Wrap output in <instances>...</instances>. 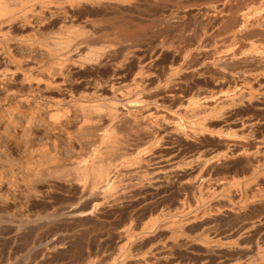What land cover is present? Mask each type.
I'll return each mask as SVG.
<instances>
[{"label":"rangeland","instance_id":"374dc122","mask_svg":"<svg viewBox=\"0 0 264 264\" xmlns=\"http://www.w3.org/2000/svg\"><path fill=\"white\" fill-rule=\"evenodd\" d=\"M33 3L32 26L25 30L0 26V50L8 42L22 65L34 68L37 74V68L47 67L46 61L50 65V56L39 42L54 41L75 29H79L76 35L85 32L76 36L85 41L73 40L77 48L65 49L73 56L80 45L77 53L81 54L75 55L74 64L69 59L67 71L64 69L67 74L57 73L59 90L31 88L23 84L20 74L10 78L8 71V85L4 86L0 76V264H264V174L254 178L253 185L249 181L252 169L264 163V18H259L262 23L257 18L264 17V0ZM43 10L50 16L43 15ZM247 10L250 16L246 18L243 14ZM32 33L29 42L16 41L19 35ZM88 48H99L97 52L104 55L97 60L89 54L88 59L92 52ZM5 60L0 56L5 63L0 62V69L14 66ZM88 102H96L93 106L98 108L104 105V109L99 108V114L98 110L91 114L85 110L87 114L82 104L90 105ZM111 105L123 107L112 117L121 119L114 122L106 117ZM53 109L60 113L57 119L49 120ZM139 125L146 131L137 128ZM105 127L114 128L119 137L117 146L124 145L118 147L119 152L116 145L109 150L101 143L98 136L107 132ZM192 127L200 129L199 133H192ZM127 130L131 136L124 133ZM258 141L261 156L256 153ZM103 145L106 152H98ZM95 150L103 157L101 163L100 156V160L94 156ZM247 156L252 161L258 156L261 163L255 160L253 164ZM93 158L98 164L118 168L120 175L116 177L121 180L115 178L119 185H114V196L103 198L99 187L97 195L93 176L77 175V170L91 165ZM46 160L50 164L46 162L45 167L55 165L58 169L39 168ZM31 168H38V173ZM66 173L72 174V180ZM30 177L35 178L32 181ZM244 198L251 201L245 203ZM241 200L246 206L239 209L244 211L235 209Z\"/></svg>","mask_w":264,"mask_h":264},{"label":"bare ground","instance_id":"6f19581e","mask_svg":"<svg viewBox=\"0 0 264 264\" xmlns=\"http://www.w3.org/2000/svg\"><path fill=\"white\" fill-rule=\"evenodd\" d=\"M33 1H35V0H0V26L2 25V24H7L8 26V28H13L14 27V29H16L15 27H18V28H21V29H23V30H25V29H27V27L28 26H30L32 23H34V22H32L31 21V17L30 16H32L33 15V13H35V7L34 6H32L34 3H33ZM40 2H41V0H39ZM88 1V0H87ZM105 1V0H104ZM107 1V0H106ZM109 1V0H108ZM112 2V1H111ZM33 3V4H32ZM93 4V3H92ZM110 4V3H109ZM116 4V3H115ZM42 5H44L43 3H42ZM105 5H107V4H105ZM122 5H125V4H122ZM127 5V4H126ZM35 6H37V4L35 5ZM108 6V5H107ZM33 7V8H32ZM40 7V6H39ZM55 7V6H54ZM37 8V7H36ZM41 8V7H40ZM210 8V7H209ZM47 8H45V10H46ZM49 9H51V8H49ZM56 9H58L57 7H56ZM56 9H55V11H56ZM248 9V8H247ZM252 9V8H251ZM264 9V8H263ZM54 9H52L51 11H53ZM213 10V9H212ZM250 10V9H249ZM258 10V9H257ZM50 11V10H49ZM50 11V12H51ZM252 11V10H251ZM30 12L32 13V14H30ZM43 12H44V10H43ZM38 13V12H37ZM40 13V15H41V12H39ZM47 13V12H46ZM46 13L44 12L43 13V15H45L46 16ZM53 13V12H52ZM51 13V14H52ZM56 13V12H55ZM244 13V12H243ZM259 13V12H258ZM264 13V12H263ZM262 13V14H263ZM48 14V13H47ZM58 14V13H57ZM252 14H253V12H252ZM261 13H259V15H262ZM42 15V16H43ZM49 15V14H48ZM250 16V12H248V10H247V12H245L244 14H243V16ZM42 16L40 17V18H42ZM50 16V15H49ZM252 16V15H251ZM253 16H255V14H253ZM263 16V15H262ZM244 17V18H245ZM57 18V17H56ZM62 18V17H61ZM243 18V19H244ZM247 18V17H246ZM249 18V17H248ZM250 18H252V17H250ZM249 18V19H250ZM255 20H254V24H255V21H256V23H257V20H256V18L255 17H253ZM257 18L259 19H261V18H264V17H258V15H257ZM2 19V20H1ZM51 19V18H50ZM49 19V20H50ZM58 19V18H57ZM60 19V18H59ZM238 19H239V17H238ZM242 19V18H241ZM260 19H259V21H260ZM41 20V19H40ZM43 20H44V17H43ZM48 20V21H49ZM63 20V19H62ZM245 20V19H244ZM246 20H248V19H246ZM251 20V19H250ZM262 21L264 20V19H261ZM47 20H45L44 22L45 23H47L46 22ZM57 21V20H56ZM51 22V21H50ZM60 22V21H59ZM87 22V21H86ZM93 22H95V21H93ZM240 22H242V20H240ZM240 22H239V24H240ZM253 21H251L250 23H252ZM41 23H42V21H41ZM40 23V24H41ZM44 23V24H45ZM49 23V22H48ZM91 23V22H90ZM243 23H245L244 21L241 23V24H243ZM247 23H249V22H247ZM246 23V24H247ZM249 23V24H250ZM260 23H262L261 21H260ZM259 22H258V24L257 25H259L260 24ZM39 24V26H41ZM43 24V25H44ZM61 24H62V21H61ZM64 24V23H63ZM245 24V25H246ZM249 24L248 25H246V27H248L249 26ZM254 24H252V25H254ZM34 25V24H33ZM38 25V24H37ZM93 25V24H92ZM98 25V24H97ZM251 25V26H252ZM32 26V25H31ZM94 26V25H93ZM250 26V27H251ZM259 26H263V25H259ZM95 27H96V25H95ZM242 28H243V26H241ZM260 27V28H261ZM264 27V26H263ZM17 28V29H18ZM31 28V27H30ZM40 28H42V27H40ZM110 28V27H109ZM20 29V30H21ZM29 29V28H28ZM111 29V28H110ZM240 29V28H239ZM253 29V28H252ZM34 30V29H33ZM79 30V29H78ZM78 30L77 29H75V30H73V31H75V32H73V31H71L72 32V34H68V33H65V34H63L61 37L62 38H60V37H58L56 40H54L53 41V39H50V40H52V41H50L49 39H47V41H41V42H39V41H36L35 39V41L38 43L39 42V45L40 44H43L44 45V47H45V49H46V51H47V53L49 54V56H50V65H49V61L47 62L46 61V64H47V67L45 66V68H44V66L41 68V67H39V69L37 68V74L33 71V70H35L34 68H32V67H27V65H22V61H19V57H17V56H15L14 55V53H13V51H12V49H11V47L12 46H10V44L7 42V44H6V46H4V48L2 49V50H0V56L3 58V60H4V58L6 59V60H9L12 64H14V66H11L12 68H6V70H5V68L3 69H0V70H2V71H0V73L2 72H4V74H0V76L2 75L3 76V79H2V83H3V85L4 86H6V85H8V83L6 82V75L9 73L10 74V78H14L15 77V79H16V76L18 75V74H20V76H21V78H20V80H22V82H23V84H28L29 85V87H35V88H38V89H40L41 87L43 88V91H44V89H53V88H58V90H59V88H61L60 87V80L59 81H57L56 80V78H57V73H65L64 71L66 70L65 69V66L67 65V63H68V61H70L71 60V62L72 61H75V55L76 56H78V55H80L79 53H77L78 51H80L79 50V43H78V49H77V52H75L76 50H74V52H75V55H73L72 56V54L68 51V52H66L65 51V49L66 48H70V46H73L72 45V43L73 44H76L73 40H77V39H84V38H78L80 35H83V34H85V32L83 33V31H81L80 33L81 34H77L76 35V33L78 32ZM83 30V29H82ZM244 30V29H243ZM248 30V29H247ZM262 30V29H261ZM260 30V31H261ZM77 31V32H76ZM85 31V30H84ZM238 31H240V30H238ZM249 31V30H248ZM264 31V30H263ZM32 32V31H31ZM34 32H35V30H34ZM71 32H69V33H71ZM242 32V31H241ZM244 32V31H243ZM252 33V32H251ZM258 33H259V31H258ZM68 34V35H67ZM87 34H88V32H87ZM108 34V33H107ZM244 34V33H243ZM249 34V33H248ZM256 35H257V33H255ZM23 35V34H22ZM32 35H33V33L32 34H24L23 36H21L20 37V35H19V38H17L18 37V35H17V42H29L30 41V39L32 38ZM65 35V36H64ZM89 35V34H88ZM238 35V34H237ZM253 35V34H252ZM264 35V34H263ZM64 36V37H63ZM76 36H78L77 38H76ZM239 36V35H238ZM33 37H34V35H33ZM88 37V36H87ZM35 38H36V36H35ZM50 38V37H49ZM60 38V39H59ZM75 38V39H74ZM86 38V37H85ZM89 38V37H88ZM92 38V37H91ZM243 38V37H242ZM247 38V37H246ZM43 39H45V38H43ZM55 39V38H54ZM87 39V38H86ZM90 39V38H89ZM263 39V38H262ZM49 40V41H48ZM258 39H256V41H257ZM33 41V40H32ZM84 41H85V39H84ZM84 41H82V42H84ZM262 41V40H261ZM260 40H259V42H261ZM79 42V41H78ZM87 42V41H86ZM33 44L35 43L34 41L32 42ZM80 44H82V43H80ZM110 44H112V43H110ZM113 44H116V43H113ZM254 44V46H256L255 45V43H253ZM264 44V43H263ZM83 45H85V44H83ZM116 45H118V44H116ZM41 46V45H40ZM77 46V45H76ZM261 46V45H260ZM75 46H73V49H75V48H77V47H75ZM82 47V46H81ZM112 47H114V46H112ZM112 47H110V48H112ZM263 48H264V46H262ZM85 48V47H84ZM105 48H109V47H105ZM115 48V47H114ZM259 48V47H258ZM263 48H261V49H263ZM81 49H83V48H81ZM89 49V48H88ZM98 50H99V48H97ZM97 49L96 48H93L92 50H91V48L89 49V50H91L90 52L91 53H88V55L90 54V55H95L94 57L98 60V57L100 58V54L102 53V52H100V54H99V51H101V47H100V50L97 52ZM103 49V48H102ZM72 50V49H71ZM70 50V51H71ZM85 50V49H84ZM107 50V49H106ZM106 50H104V51H106ZM110 50V49H109ZM114 50H117L116 48L114 49ZM260 50V49H259ZM264 50V49H263ZM71 52H73V51H71ZM258 52V51H257ZM264 52V51H263ZM262 52V53H263ZM46 53V52H45ZM83 53V52H82ZM107 53H108V51H107ZM110 53H114V52H111L110 51ZM260 53V52H259ZM74 54V53H73ZM99 54V55H98ZM109 54V53H108ZM257 54V53H256ZM89 55V57L87 56V58L89 59L91 56ZM97 55V56H96ZM101 55H104V54H101ZM111 55V54H110ZM116 55V54H115ZM264 55V54H263ZM107 56V55H106ZM70 57H72V59H74V60H72ZM93 57V58H94ZM103 57H105V56H103ZM113 57V56H112ZM111 57V58H112ZM116 57V56H115ZM114 57V59H116ZM248 57V56H247ZM251 57H252V55H251ZM257 57H258V55H257ZM256 57V58H257ZM264 57V56H263ZM86 58V57H85ZM86 58V59H87ZM93 58H92V60H93ZM110 57L108 56V58L107 59H109ZM111 58H110V60H111ZM255 58V57H254ZM260 58V57H259ZM18 59V60H17ZM70 59V60H69ZM102 59V58H101ZM113 59V58H112ZM252 59V58H251ZM5 60V62H7ZM21 60V59H20ZM49 60V59H48ZM104 60V59H103ZM103 60H102V63H103ZM254 60V59H253ZM262 60V59H261ZM260 60V61H261ZM39 61V60H38ZM79 61V60H78ZM88 61V60H87ZM94 61V60H93ZM100 61V60H99ZM264 61V60H263ZM0 62H2V61H0ZM44 62V61H43ZM84 62V61H83ZM106 62V61H105ZM112 62V61H111ZM114 63H115V61H113ZM112 62V63H113ZM254 62V61H253ZM4 62H2V64H3ZM75 63V62H74ZM73 62H72V64H74ZM85 63V62H84ZM101 63V62H100ZM5 64V63H4ZM3 64V65H4ZM8 64H9V62H8ZM7 64V65H8ZM27 64V63H26ZM45 64V63H44ZM45 64V65H46ZM87 64H90L89 62L87 63ZM86 64V65H87ZM93 64H95V63H93ZM107 64V63H106ZM7 65H6V67H7ZM11 65V64H10ZM28 65H29V63H28ZM49 65V66H48ZM71 65V64H70ZM80 65H81V63H80ZM82 65H83V63H82ZM82 65L80 66V67H82ZM97 65V64H96ZM107 65H109V64H107ZM27 68H26V67ZM74 66H76V65H74ZM104 66H106L105 64H104ZM216 66V65H215ZM35 67V66H34ZM101 67V66H100ZM67 68V67H66ZM79 68V67H78ZM82 68H84V67H82ZM91 68V67H90ZM90 68H88V69H90ZM33 69V70H32ZM65 69V70H64ZM77 69V68H76ZM86 69H87V67H86ZM96 69V68H95ZM104 69V68H103ZM84 70V69H83ZM99 70V69H98ZM98 70H97V72H98ZM6 71H8V73L6 72ZM36 71V70H35ZM67 71V70H66ZM92 71V70H91ZM91 71H89V72H91ZM96 71V70H95ZM104 71V70H103ZM5 72H6V74H5ZM84 72V71H83ZM94 72V71H93ZM101 72V71H100ZM65 74H67V73H65ZM6 76V77H5ZM46 77V79L45 78H43V77ZM60 76H63L62 74L60 75ZM69 76V75H68ZM72 76V75H71ZM78 77V76H77ZM79 78V77H78ZM110 78V77H109ZM108 78V79H109ZM5 79V80H4ZM19 79V78H18ZM59 79V78H58ZM61 79V78H60ZM105 79V78H104ZM12 80H14V79H12ZM66 81H67V78L65 79ZM64 80V81H65ZM71 80H73V79H71ZM97 80V79H96ZM113 80H115V79H113ZM112 80V81H113ZM15 81V80H14ZM19 81V80H18ZM79 81V80H78ZM97 81H99V80H97ZM106 81V80H105ZM1 82V81H0ZM5 82V83H4ZM11 82H13V81H11ZM60 82V83H59ZM76 82V81H75ZM90 82V81H89ZM1 83V84H2ZM7 83V84H6ZM18 83V82H17ZM63 83H65V82H62V84ZM67 83V82H66ZM77 83V82H76ZM102 83V82H101ZM104 83H106V82H104ZM22 84V83H21ZM71 84H73V83H71ZM71 84H70V86H71ZM85 84V83H84ZM96 84V83H95ZM111 84V83H110ZM13 85V84H12ZM15 85V84H14ZM14 85H13V87H14ZM65 85V84H64ZM86 85H88V84H86ZM98 85V84H97ZM107 85V84H106ZM112 85L113 84H111V87H112ZM96 86V85H95ZM104 86V85H103ZM114 86V85H113ZM12 87V86H11ZM27 87V86H26ZM53 87V88H52ZM63 87V86H62ZM66 87V86H65ZM64 87V88H65ZM100 87V86H99ZM106 87V86H105ZM5 88V87H4ZM8 88V87H7ZM18 88H19V84H18ZM6 89V88H5ZM10 89V88H9ZM23 89V88H22ZM112 89H113V87H112ZM118 89H120V88H118ZM26 90V89H25ZM62 90V89H61ZM97 90V89H96ZM100 90V89H99ZM98 90V91H99ZM117 90V89H116ZM40 91V90H39ZM39 91H38V93H39ZM56 91V90H55ZM74 91V90H73ZM82 91V90H81ZM80 91V92H81ZM102 91H103V89H102ZM105 91H107V90H105ZM36 92V91H35ZM45 92V91H44ZM54 92V91H53ZM90 91H88V93H89ZM94 92V91H93ZM109 92H110V90H109ZM111 92H112V90H111ZM114 92H117V91H114ZM113 92V93H114ZM119 92V91H118ZM55 93V92H54ZM66 93V92H65ZM85 92L83 91V94H84ZM112 93V94H113ZM138 93V92H137ZM35 94V93H34ZM56 94V93H55ZM60 94V93H59ZM70 94V93H69ZM72 94V93H71ZM81 94V93H80ZM83 94L81 95V96H83ZM91 94H92V92H91ZM111 94V93H110ZM264 94V93H263ZM38 95V94H37ZM62 95H64V94H62ZM66 95V94H65ZM68 95V94H67ZM115 95V94H114ZM136 95V94H135ZM75 96V95H74ZM86 96H88L89 97V95H87L86 94ZM51 97V96H50ZM53 97V96H52ZM64 97V96H63ZM69 97V96H68ZM117 97V96H116ZM70 98V97H69ZM84 98V97H83ZM85 98H87V97H85ZM66 99V98H65ZM73 99V98H72ZM98 99V98H97ZM128 99V98H127ZM132 99V98H131ZM140 99V98H139ZM52 100V99H51ZM57 100V99H56ZM55 100V101H56ZM60 100V99H59ZM121 100H122V97H121ZM143 100V99H142ZM141 100V101H142ZM62 101V100H61ZM67 101V100H66ZM80 101V100H79ZM124 101V100H123ZM136 101H137V98H136ZM198 102H199V100H197ZM64 102V101H63ZM125 102H127V101H125ZM129 102H131V101H129ZM129 102H127V103H129ZM133 102H135V101H132V103ZM196 102V101H195ZM197 102V103H198ZM50 103V102H49ZM78 102H76V104H77ZM82 103V102H81ZM95 103V105H96V102H94ZM93 103V104H94ZM111 103H112V101H111ZM110 103V104H111ZM115 104H116V102H114ZM196 103V105H198ZM52 104H54V103H52ZM57 104V103H56ZM73 104V103H72ZM87 104H90L89 102L87 103ZM92 104V103H91ZM90 104V105H91ZM93 104L90 106V105H87V106H85V105H83L82 104V110L84 109V111L86 110L87 112H90V114L92 113V112H95L96 110H98L99 108H103V106L102 107H99L98 108V105L97 106H93ZM106 104H109V103H106ZM121 104V103H120ZM126 104V103H125ZM134 104V103H133ZM136 104H138V102L136 103ZM141 104V103H140ZM102 105V104H101ZM199 105H201V104H199ZM57 106V105H56ZM134 106H135V104H134ZM133 106V107H134ZM195 106V105H194ZM204 106V105H203ZM53 107H55V106H53ZM109 107V108H108ZM137 107V106H136ZM144 107V106H143ZM142 107V109H144ZM149 107V106H148ZM198 106H196L195 108H197ZM58 108H59V106H58ZM121 108H123V107H120V108H118L117 106H113V105H111V106H107V109H108V114H106V117H109L110 116V119H112V121L113 120H116L117 118H112V117H115V116H117L118 115V113H119V111H121L122 109ZM147 108V107H146ZM52 109V108H51ZM104 109V108H103ZM126 109V108H125ZM135 109V108H134ZM133 109V110H134ZM140 109H141V107H140ZM194 109V108H193ZM199 109H201L200 107L198 108V110ZM48 110H49V108H48ZM57 110H59V109H57ZM81 110V109H80ZM101 110V109H100ZM132 110V109H131ZM146 110H148V109H146ZM202 110V109H201ZM50 111V110H49ZM79 111V110H78ZM85 111V113H87ZM104 111V110H103ZM129 111H130V109H129ZM137 111V110H136ZM196 111H197V109H196ZM55 112H57V111H55L54 109H53V111H52V113L49 115L50 116V118H49V120L51 119V120H55V119H57L58 118V116L57 115H59V113H55ZM97 112V111H96ZM95 112V113H96ZM101 112V111H100ZM104 112H106V111H104ZM134 112V111H133ZM132 112V113H133ZM140 112V111H139ZM145 111L143 110V113H144ZM94 113V114H95ZM122 113H123V111H122ZM132 113H130V114H132ZM150 113V112H149ZM62 114V113H61ZM88 114V113H87ZM98 114H99V110H98ZM105 114V113H104ZM120 114H121V112H120ZM119 114V115H120ZM127 114V113H126ZM126 114H124V115H126ZM148 114V113H147ZM152 114V113H151ZM108 115V116H107ZM128 115H129V113H128ZM133 115V114H132ZM150 115V114H149ZM92 116H93V114H92ZM95 116V115H94ZM98 116V115H97ZM127 116V115H126ZM141 116H144V115H142L141 114ZM140 116V117H141ZM145 116H146V114H145ZM144 116V117H145ZM104 117V116H103ZM119 117V116H118ZM123 117V116H122ZM132 117H134V115L132 116ZM147 117V116H146ZM92 118V117H91ZM96 118V117H95ZM101 118H102V114H101ZM105 118V117H104ZM103 118V119H104ZM120 118V117H119ZM118 118V119H119ZM150 118V117H149ZM148 117H147V119H149ZM84 119V118H83ZM89 119H90V117H89ZM88 119V120H89ZM92 119H94V118H92ZM109 119V118H108ZM117 119V120H118ZM121 119V118H120ZM44 120V119H43ZM99 120H101V119H99ZM82 122H83V120H81ZM92 121V120H91ZM110 121V120H109ZM121 121V120H120ZM132 121H134V119L132 120ZM140 121V120H139ZM145 120H143L142 121V123L144 122ZM57 122H58V120H57ZM80 122V121H79ZM86 122V121H85ZM114 122V121H113ZM116 122H118V121H116ZM115 122V123H116ZM141 122V121H140ZM89 123V122H88ZM108 123V122H107ZM111 123V122H110ZM134 123V122H133ZM138 123V122H137ZM137 123H135V124H137ZM145 123V122H144ZM140 124V123H139ZM198 125L199 127H201V125L202 124H200L199 122L198 123H196L195 122V125ZM200 124V125H199ZM79 125V124H78ZM108 125V124H107ZM138 125V124H137ZM142 125H144V124H142ZM145 125H146V123H145ZM177 125V124H176ZM180 125V124H179ZM197 125H196V127H197ZM77 126V125H76ZM82 126H84V123H83V125ZM81 125L79 126V127H82ZM86 126H88V125H86ZM93 126V125H92ZM91 126V127H92ZM136 126V125H135ZM193 126V125H192ZM58 126H56V128H57ZM95 127V126H94ZM132 127V126H131ZM130 127V128H131ZM134 127V126H133ZM145 127V126H144ZM180 127V126H179ZM86 128V127H85ZM93 128V127H92ZM108 128V127H107ZM137 128H140V125L137 127ZM177 128H178V125H177ZM203 128V127H202ZM54 129H55V127H54ZM95 129H97V128H95ZM95 129L93 130V131H95ZM98 129H100V128H98ZM105 129H106V127H105ZM115 129H116V127H115ZM118 129V128H117ZM116 129V130H117ZM132 130H133V128H131ZM135 129V131H136V134H138V132H139V130H138V132H137V130H136V128H134ZM141 129V128H140ZM147 129V128H146ZM192 129H193V131H194V129L195 128H191V131H192ZM199 129V128H198ZM80 130H83V129H81L80 128ZM89 130H90V128H89ZM107 130V129H106ZM110 130V129H109ZM109 130H107V132L106 131H104L102 134H99V138L101 139V143L103 144L104 143V145H105V147L107 148V149H109L110 150V148L112 149L113 147H115L116 148V146H117V143L116 142H118V139H119V137L117 138V136H115L116 135V133H114V128H113V131H109ZM129 130V129H128ZM128 130H127V132H124V133H128ZM182 130V127L180 128V132L182 133L183 131H181ZM200 130V129H199ZM199 130H196L195 129V131L194 132H192V133H197ZM76 131H77V128H76ZM75 131V132H76ZM124 131V130H123ZM131 130H129V132H130ZM134 131V132H135ZM141 131H146V130H144V128H143V130L141 129ZM202 131V130H201ZM90 132V131H89ZM92 132V131H91ZM111 132V133H110ZM118 132V131H117ZM122 132V131H121ZM151 132V131H150ZM149 132V133H150ZM203 132V131H202ZM112 133H114V134H112ZM132 133V132H131ZM199 133V132H198ZM197 133V134H198ZM201 133V132H200ZM77 134V133H76ZM75 134V135H76ZM122 134V133H121ZM129 134V133H128ZM183 134H186L185 132L183 133ZM182 134V135H183ZM194 134V135H195ZM78 135H81V134H78ZM84 135V134H83ZM83 135H81V136H83ZM118 135V134H117ZM130 135V134H129ZM230 135V134H229ZM131 136V135H130ZM186 136V135H185ZM233 136H235V135H233ZM77 137V136H76ZM84 137H85V135H84ZM83 137V138H84ZM121 137V136H120ZM86 138V137H85ZM90 138V137H89ZM132 138V137H131ZM237 138V137H236ZM77 139V138H76ZM79 139V138H78ZM77 139V140H78ZM81 139V138H80ZM93 139V138H92ZM98 139V138H97ZM127 139V138H126ZM129 139V138H128ZM231 139V138H230ZM94 140V139H93ZM120 140H122V139H120ZM119 140V141H120ZM81 141H83V140H81ZM86 141V140H85ZM84 141V142H85ZM98 141V140H97ZM96 141V142H97ZM128 141V140H127ZM234 141H235V139H234ZM262 141V140H261ZM89 142V141H88ZM95 142V141H94ZM121 142V141H120ZM126 142V141H125ZM228 142V141H227ZM231 142V141H230ZM236 142H239V139L238 140H236ZM242 143H243V140L241 141ZM257 143H259V141L257 142ZM263 143V142H262ZM16 144H17V142H16ZM87 144V143H86ZM85 144V145H86ZM92 144V143H91ZM101 144V145H102ZM123 144V142L122 143H120V145H122ZM245 144V143H244ZM82 145V144H81ZM84 145V144H83ZM104 145H103V147H104ZM116 145V146H115ZM239 145V144H238ZM253 145H254V143H253ZM256 145V144H255ZM261 145H263V144H261ZM48 146V145H47ZM124 146V145H123ZM123 146L121 147V148H123ZM240 146V145H239ZM97 147V146H96ZM102 147V146H101ZM98 148V152L102 149V152H106V150H105V147H104V150H103V147L102 148ZM118 147H119V144H118V146H117V149H118ZM119 147V148H120ZM255 147V146H254ZM264 147V146H263ZM48 148V147H47ZM256 148L258 149L257 150V154H258V156H261V155H259V153L262 151L261 150V146H260V143H259V145H257L256 146ZM45 149V148H44ZM244 149V148H243ZM43 150V149H42ZM95 150V152H94V156L96 155V157H97V159L99 158V156H100V158H101V160H100V158H99V162L101 163V161H102V159H103V157H101V155H99V153L97 154V151ZM109 150H107V151H109ZM113 150H114V148H113ZM121 150V149H120ZM244 150H246V149H244ZM243 150V151H244ZM118 152H119V149L117 150ZM263 151H264V149H263ZM101 152V151H100ZM113 152V151H112ZM114 152H116V150L114 151ZM121 152V151H120ZM140 152V151H139ZM250 152H252V151H250ZM96 153V154H95ZM109 153V152H108ZM247 153H249V151L247 152ZM256 153H253L254 155L256 154ZM39 154H41V153H39ZM47 154V153H46ZM52 154H54V153H52ZM104 154H106V153H104ZM104 154H102V155H104ZM116 154V153H115ZM121 154H122V152H121ZM226 153H224V155H225ZM228 154V153H227ZM56 155V154H55ZM111 156H113L112 155V153L110 154ZM141 155V154H140ZM229 155V154H228ZM228 155H227V157H228ZM241 155H243V153L241 154ZM250 155H251V153H250ZM249 155V156H250ZM264 155V154H263ZM50 156V155H49ZM117 156H119V154H117ZM116 156V157H117ZM144 156V155H143ZM240 156V155H239ZM245 157H246V155H244ZM251 156H253V155H251ZM256 156V155H255ZM252 157V158H255V160H258L257 162H259L260 161V159L261 158H264V157H262L261 156V158L259 159V157ZM48 157V154H47V156L45 157L46 159H48L47 158ZM51 157V156H50ZM54 157V156H53ZM56 157V156H55ZM115 157V156H114ZM241 157H243V156H241ZM248 157V156H247ZM57 158V157H56ZM56 158H54V159H56ZM95 158V157H94ZM93 158V160L95 161V159ZM217 158H219V157H217ZM231 157H229V160H231L230 159ZM244 158V157H243ZM249 158V157H248ZM54 159H53V161H54ZM96 159V160H97ZM105 159L106 158H104V163L106 162L105 161ZM116 159V158H115ZM139 159H141V158H139ZM143 159V158H142ZM200 159V158H199ZM198 159V160H199ZM202 159V158H201ZM209 159V158H208ZM213 159V158H212ZM226 159H228V158H226ZM250 160L249 161H252L251 160V157L249 158ZM41 160V159H40ZM39 160V161H40ZM43 160H45V159H43ZM49 160V159H48ZM60 160V159H59ZM109 160V159H108ZM112 160H114L113 158H112ZM211 160V159H210ZM209 160V161H210ZM215 160V159H214ZM218 160V159H217ZM220 160H221V158H220ZM254 159H253V161H255ZM52 161V160H51ZM50 161V162H51ZM58 161V160H57ZM57 161H56V165H58L57 164ZM92 161V163H93V165H92V163H91V165H87L85 168L83 167V168H80V169H78V167H77V171H78V173L79 174H77V175H79L80 177L81 176H87V177H85V178H88L89 176H93L92 177V180H93V178H94V183H95V186L97 187V195H100L99 194V192L100 193H102L103 194V198H105V196H107L108 198H109V195L110 196H114V195H112V193H113V188L115 187L114 185H116L117 183H118V181H117V179L119 178V177H116V176H118V175H120V173H118V168H116V169H112L113 167V164H111L112 166V168L110 167V164L107 166V165H104L103 164V162H102V164H98V162L97 161ZM110 162H111V160H109ZM141 161V160H140ZM147 161V160H146ZM149 161V160H148ZM158 161V160H157ZM224 161V160H223ZM227 161V160H226ZM248 160L246 161V162H249ZM252 161V162H253ZM264 161V160H263ZM46 162H47V160L46 161H44V162H42L41 161V164H40V166L39 165H37V166H39V168L41 167V169L43 170V168L44 169H46L47 170V168H48V170L49 169H51L52 168V166L54 167L55 165H50V166H48V167H45L46 165H48V164H50L49 163V161L47 162L48 164H46ZM60 162V161H59ZM58 162V163H59ZM97 162V164L98 165H96V164H94V163H96ZM109 162V163H110ZM144 162V161H143ZM143 162H141L142 164H143ZM198 162V161H197ZM200 162V161H199ZM202 162V161H201ZM198 163V164H201L202 165V163ZM203 162H204V160H203ZM207 162V159H205V163ZM215 162V161H214ZM213 162V163H214ZM229 162V161H228ZM251 162V163H252ZM256 161L255 162H253V164L254 163H257ZM53 163H55V161L53 162ZM149 163V162H148ZM161 163V162H160ZM203 164V165H206V164ZM212 163V164H213ZM250 163V162H249ZM260 163H261V161H260ZM89 164V163H88ZM138 164V163H137ZM145 164V163H144ZM147 164V163H146ZM145 164V165H146ZM259 164V163H258ZM60 165V164H59ZM61 165H62V163H61ZM135 165V164H134ZM140 165V164H139ZM138 165V166H139ZM158 165V164H157ZM252 165V164H251ZM256 165V164H255ZM85 166V165H84ZM136 166V165H135ZM140 166H142V165H140ZM147 166V165H146ZM158 166H161V165H158ZM200 166V165H199ZM249 166V165H248ZM36 167V166H35ZM50 167V168H49ZM61 167V166H60ZM65 167V166H64ZM68 167V166H67ZM82 167V166H81ZM117 167V166H116ZM143 167V166H142ZM155 167V166H154ZM253 167V166H252ZM251 167V168H252ZM63 168V166L61 167V169ZM74 168H76V167H74ZM114 168H115V166H114ZM122 168H123V166H122ZM31 169H34V168H31ZM38 169V168H37ZM36 169V170H37ZM40 169V170H41ZM54 169H58V168H55L54 167ZM61 169H60V171H61ZM66 169V168H65ZM72 169V168H71ZM124 169V168H123ZM160 169V168H159ZM162 169H163V166H162ZM174 169V168H173ZM176 169V168H175ZM174 169V170H175ZM35 170V169H34ZM35 170V171H36ZM41 170V171H42ZM53 170V168L51 169V171ZM68 170H69V167H68ZM74 170V169H73ZM113 170H114V172H116L115 174H117V175H115L114 174V172H113ZM116 170V171H115ZM120 170H122V169H120ZM165 170V169H164ZM254 170H255V172H254ZM252 169V173H254V175L252 174L250 177V179H249V181L251 180V185H253L254 183H252V180H253V182H254V178H256V177H260L261 175H263L264 174V163L263 164H260V165H258L255 169ZM38 171H39V169H38ZM38 171H36L37 173H38ZM41 171L39 172V173H41ZM43 171H45V170H43ZM59 171V170H58ZM76 171V172H77ZM130 171V170H129ZM171 171V170H170ZM177 171V170H176ZM175 171V172H176ZM34 172V171H33ZM35 172V173H36ZM50 172V171H49ZM52 172H54V170L52 171ZM52 172H50L51 174H53ZM67 172V171H66ZM69 172V171H68ZM75 172V171H74ZM159 172V171H158ZM167 172V171H166ZM27 173V172H26ZM43 173V172H42ZM59 173V172H58ZM57 173V175H59ZM62 173H63V171H62ZM65 173V172H64ZM113 173V174H112ZM164 173V172H163ZM172 173V172H171ZM170 173V174H171ZM46 174H48L47 173V171H46ZM45 174V175H46ZM61 174V173H60ZM67 174V177L69 178V175H70V177H71V175L72 174H69L68 175V173H66ZM76 174V173H75ZM89 174H91V175H89ZM122 174V173H121ZM30 175V174H29ZM31 175H33V173L31 172ZM49 175V177H50V174H48ZM47 175V176H48ZM64 175V174H63ZM76 175V176H77ZM124 175V174H123ZM36 176V175H35ZM39 176H41V175H39ZM60 176H62V175H60ZM74 176V175H73ZM29 177V176H28ZM28 177H26V178H28ZM38 176H36V178H37ZM48 177V179H50ZM78 177V176H77ZM83 177H81V178H83ZM31 178V177H30ZM35 178V177H34ZM34 178H31L32 179V181H33V179ZM39 178V177H38ZM52 178V177H51ZM62 178V177H61ZM68 178H67V180H68ZM115 178H117V179H115ZM261 178V177H260ZM29 179V178H28ZM30 179V180H31ZM47 179V178H46ZM79 179V178H78ZM88 179H91L90 177L88 178ZM56 180V179H55ZM66 180V179H65ZM66 180V181H67ZM71 180H72V177H71ZM87 180V179H86ZM119 180V179H118ZM120 180H121V178H120ZM120 180H119V182H120ZM260 180V179H259ZM32 181H30V182H32ZM51 181V180H50ZM61 181H62V179H61ZM65 181V182H66ZM79 181V180H78ZM89 181V180H88ZM91 181V180H90ZM115 181V182H114ZM117 181V182H116ZM34 182H36V181H34ZM34 182L32 183V184H34ZM38 182H39V180H38ZM53 182V181H52ZM51 182V183H52ZM55 182H57V181H55ZM72 181H70L69 183H71ZM75 182V181H74ZM73 182V183H74ZM258 182V181H257ZM257 182H255V183H257ZM27 183V182H26ZM29 183V182H28ZM49 183V182H48ZM76 183V182H75ZM78 183V182H77ZM76 183V184H77ZM115 183V184H114ZM31 184V183H30ZM56 184V183H55ZM28 185V184H27ZM94 185V184H93ZM119 184H117V186H118ZM244 185H245V183H244ZM247 185V184H246ZM248 185H250L249 183H248ZM247 185V186H248ZM250 185V186H251ZM32 186V185H31ZM30 186V187H31ZM35 186V185H34ZM34 186H33V188H34ZM193 186V185H192ZM92 187H94V186H92ZM101 189L100 191L98 190L99 188ZM32 188V189H33ZM117 188V187H116ZM119 188V187H118ZM35 189H36V187H35ZM34 189V190H35ZM115 189V188H114ZM28 190H29V188H28ZM33 190V191H34ZM117 190V189H116ZM115 190V191H116ZM99 191V192H98ZM118 191V190H117ZM122 192V191H121ZM36 193V192H35ZM37 193H39V192H37ZM91 193V192H90ZM116 193V192H115ZM114 193V194H115ZM102 194H101V196H102ZM118 194V193H117ZM262 194V193H261ZM93 195V194H92ZM261 196V195H260ZM263 196H264V194H263ZM93 197H94V195H93ZM98 197V196H97ZM106 197V198H107ZM248 197V196H247ZM250 198V197H249ZM261 198V197H260ZM102 199V198H101ZM245 199V200H244ZM243 200L245 201V203L247 202V201H251V200H247L246 198H244ZM259 199V198H258ZM98 200H99V198H98ZM243 200H241V202H239V204H238V208L236 207L235 209H239V207H241V206H243V204L245 205V203H244V201ZM247 200V201H246ZM253 201V200H252ZM259 201H261V200H259ZM258 201V202H259ZM264 202V201H263ZM252 203V202H251ZM255 203V202H254ZM253 203V204H254ZM253 204H250L251 206L253 205ZM255 205V204H254ZM262 205V204H261ZM260 205V206H261ZM263 205H264V203H263ZM246 206V205H245ZM248 206H249V203H248ZM247 206V207H248ZM257 206V205H256ZM233 207H235V206H233ZM233 207H232V210H233ZM242 208V207H241ZM245 208V207H244ZM241 209H239V211H240ZM241 211H244V210H241ZM263 211H264V209H263ZM247 212V211H246ZM246 212L244 213V214H246ZM242 213V212H241ZM248 213V212H247ZM238 215H240V214H238ZM242 215V214H241ZM247 215V214H246ZM236 216V215H235ZM262 216H264V215H262ZM242 217H243V215H242ZM251 217H253V216H251ZM259 218V217H258ZM247 219V218H246ZM249 219H251V218H249ZM255 219H257V218H255ZM264 219V218H263ZM245 220V219H244ZM253 220V219H252ZM251 220V221H252ZM260 220V219H259ZM248 221V220H247ZM246 221V222H247ZM256 222H259V221H256ZM261 222H262V220H261ZM264 222V221H263ZM245 223V222H244ZM251 224H252V222H251ZM256 224V223H255ZM247 225V224H246ZM249 225H250V223H249ZM254 226V225H253ZM255 228V227H254ZM247 229V228H246ZM251 229V228H250ZM128 232V231H127ZM122 234H125V235H127V233L125 232L124 233V231L122 232ZM128 237V236H127ZM129 239H131V238H129ZM261 253V252H260ZM261 256H263L264 257V254L263 255H261ZM262 258V257H261ZM262 260H264V258L263 259H261V261Z\"/></svg>","mask_w":264,"mask_h":264}]
</instances>
